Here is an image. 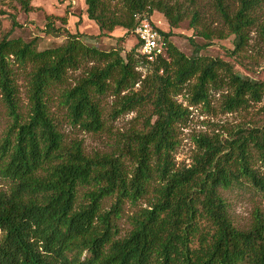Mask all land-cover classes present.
I'll return each instance as SVG.
<instances>
[{"label":"trees","instance_id":"trees-1","mask_svg":"<svg viewBox=\"0 0 264 264\" xmlns=\"http://www.w3.org/2000/svg\"><path fill=\"white\" fill-rule=\"evenodd\" d=\"M18 1L30 10V0ZM84 1L100 36L117 28L135 32L140 17L155 11L175 28L184 17L181 5L165 0ZM238 1L231 15L224 0H214L235 37L231 57L240 56L264 5ZM191 24L209 42L226 36L203 24L198 10ZM158 30L166 49L152 62L140 54L139 41L123 57L121 50L85 44L80 35L44 50L38 39H0V107L9 119L0 143V180L9 183L0 190V264H264V214L257 211L251 226L240 229L224 197L246 184L264 197V106L226 139H197L190 166L175 160L177 128L188 114L179 95L184 92L192 105H208L214 91L226 88L224 110L249 113L264 103V81L238 73L221 58L202 56L209 44H194V55L187 56L169 41L172 32ZM16 65L26 75V115ZM140 65L150 70L144 78L136 71ZM82 68L76 85H65L68 74ZM59 88L68 122L88 133L106 129L102 100L109 94L116 98L111 119L137 114L116 137L113 152L87 154L82 142L66 141L49 107ZM140 201L146 206L121 236L125 206Z\"/></svg>","mask_w":264,"mask_h":264},{"label":"rangeland","instance_id":"rangeland-1","mask_svg":"<svg viewBox=\"0 0 264 264\" xmlns=\"http://www.w3.org/2000/svg\"><path fill=\"white\" fill-rule=\"evenodd\" d=\"M171 4H179L184 12V17L178 27H172L163 13L155 11L151 17L154 26L166 33L172 32L169 41L187 56L194 55V44L205 45L200 54L212 58H221L229 62L234 69L244 76L264 81V37L261 27L264 25V5L257 11L255 23L248 29V41L240 56L231 57L229 52L235 49L234 35H228V27L216 13L214 0H196V6L191 5V0H165ZM231 15L239 7L238 0H224ZM200 11L203 24L211 30L222 31L225 38L214 37L211 42L200 36L198 30L191 24L192 12ZM202 27V26H199ZM198 27V29H200ZM7 34L11 38H21L25 41L38 39L40 50L54 48L63 44L69 35H80L85 44L95 46L102 51L118 49L122 56L130 52L137 44L138 37L135 32H127L117 28L113 33L100 36L98 25L90 20L87 15V6L84 0H30V10L26 11L18 0H0V39ZM136 59L139 58L138 51ZM19 67L14 66L17 72V84L20 95V110L26 115L28 111V94L26 75ZM136 71L142 78L150 73L147 66L140 65ZM84 74L83 68L68 74L65 85L74 86ZM140 89V83L134 90ZM61 88L51 94L49 107L56 122L65 135L67 142L80 141L87 154L95 152L110 153L114 151L115 140L119 134L126 132L136 118V113L122 115L118 119H111L110 114L115 108L116 98L108 95L102 100L106 111V129L101 133H88L72 126L66 118V110L60 105ZM228 92L224 88L221 92H213L209 104L192 105L189 97L183 92L177 97L184 108L188 109L186 120L181 123L178 130V146L175 160L178 166H190L197 153V139L203 136H219L228 138L230 133L239 126L248 124L249 114L264 106V103L254 104L250 112L238 111L229 113L222 107L224 95ZM2 118L0 121V143L9 124L5 108L0 107ZM261 166V163L257 164ZM264 173V168L260 167ZM9 183L0 180V190L8 189ZM224 197L229 205V214L234 225L240 229H248L257 211L264 214V197L249 184L233 188L224 192ZM110 202L107 204L109 206ZM146 203L140 201L136 205L128 203L123 215L118 221V229L124 236L130 229L131 217L145 207Z\"/></svg>","mask_w":264,"mask_h":264},{"label":"built area","instance_id":"built-area-1","mask_svg":"<svg viewBox=\"0 0 264 264\" xmlns=\"http://www.w3.org/2000/svg\"><path fill=\"white\" fill-rule=\"evenodd\" d=\"M135 33L140 43L139 52L149 61L164 55L166 49L165 37L154 26L148 15L140 17Z\"/></svg>","mask_w":264,"mask_h":264}]
</instances>
